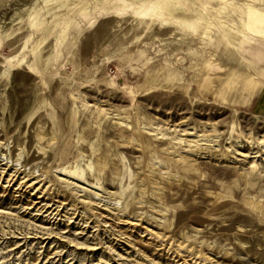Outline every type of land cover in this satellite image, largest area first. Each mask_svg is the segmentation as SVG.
<instances>
[{
    "label": "rangeland",
    "instance_id": "rangeland-1",
    "mask_svg": "<svg viewBox=\"0 0 264 264\" xmlns=\"http://www.w3.org/2000/svg\"><path fill=\"white\" fill-rule=\"evenodd\" d=\"M262 74L264 0H0V264H264Z\"/></svg>",
    "mask_w": 264,
    "mask_h": 264
},
{
    "label": "bare ground",
    "instance_id": "bare-ground-1",
    "mask_svg": "<svg viewBox=\"0 0 264 264\" xmlns=\"http://www.w3.org/2000/svg\"><path fill=\"white\" fill-rule=\"evenodd\" d=\"M240 154H241V153H240ZM240 154H239V156H242V155H243V156L245 157L244 154H242V155H240ZM125 239H126V238H125ZM112 254H113V253H112ZM71 257H72V255H71ZM45 261H46V260H45ZM48 263H51V262L49 261ZM45 264H46V263H45ZM69 264H70V263H69ZM83 264H84V263H83ZM122 264H123V263H122Z\"/></svg>",
    "mask_w": 264,
    "mask_h": 264
},
{
    "label": "crops",
    "instance_id": "crops-1",
    "mask_svg": "<svg viewBox=\"0 0 264 264\" xmlns=\"http://www.w3.org/2000/svg\"><path fill=\"white\" fill-rule=\"evenodd\" d=\"M260 74V73H259ZM261 76H264L263 74Z\"/></svg>",
    "mask_w": 264,
    "mask_h": 264
}]
</instances>
